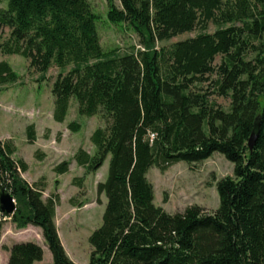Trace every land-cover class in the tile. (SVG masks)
<instances>
[{
  "label": "trees",
  "instance_id": "16d2710c",
  "mask_svg": "<svg viewBox=\"0 0 264 264\" xmlns=\"http://www.w3.org/2000/svg\"><path fill=\"white\" fill-rule=\"evenodd\" d=\"M106 1L107 20L130 28L143 49L104 50L88 0H8L6 9L0 7V29L8 30L7 37L0 35V52L25 57L39 80L52 65L59 69L51 86L53 120L64 121L72 97L80 115L103 113L111 120L92 132L93 153L78 147L72 157L86 175L109 155L107 177L96 186L106 203L101 225L88 237V264H264V0H119L120 7ZM209 22L212 33L156 49L157 42ZM210 75L211 93L191 90ZM17 78L0 61V86ZM210 94L229 99L228 109ZM67 127L77 131L80 125ZM26 138L36 140L33 124L26 126ZM14 152L0 139V192L15 200L13 213L0 211V235L4 218L18 229L36 226L52 255L46 264H76L54 222L58 196L43 199V186L21 176L27 165ZM213 152L233 164L232 175L216 183L215 211L193 205L170 214L154 204L146 177L151 167L164 171ZM69 164L63 160L53 170L64 174ZM7 251L6 264L43 257L41 246L30 241Z\"/></svg>",
  "mask_w": 264,
  "mask_h": 264
},
{
  "label": "rangeland",
  "instance_id": "374dc122",
  "mask_svg": "<svg viewBox=\"0 0 264 264\" xmlns=\"http://www.w3.org/2000/svg\"><path fill=\"white\" fill-rule=\"evenodd\" d=\"M7 1L0 0V7L6 9ZM88 2L93 12L98 15L96 28L104 50L117 49L119 54H123L131 52L133 48L141 44L139 36L125 24H112L107 20L106 0H88ZM114 2L120 7L119 0H114ZM214 30L215 25L210 22L204 28L197 25L192 31L157 42L156 49L168 48L177 41L194 37L200 32L212 33ZM0 35L2 38L7 37V28H1ZM0 61L7 62L18 75L15 82L0 86V139L13 145L15 152L12 157L15 160L23 157L29 163L33 176L35 171L43 169L48 187L43 189L42 196L44 195L45 198L51 195L58 196L55 203L54 222L62 245L67 255L76 260L78 264H88L91 250L88 237L94 229L101 225L106 203L105 195L97 194L96 186L99 180L103 182L107 177L109 155L97 173L92 172L85 175V168L81 170L73 159L70 169L68 168L69 171L63 175L56 173L54 175L51 169L53 165L70 156L72 150L78 147H83L86 151L91 150L92 132L97 127L107 128L111 120L105 118L103 113L94 116L80 115L77 111V102L72 97L63 122L65 124L55 128L56 134L49 141L46 147L47 152L37 150L38 146L27 142L26 126L38 119L43 122L51 121L54 106L51 86L59 69L52 65L44 79L39 80L40 74L29 67L28 60L21 55L0 52ZM219 62L220 56H216L213 64L216 65ZM69 68L70 66H67L64 72ZM203 79L193 82L190 85L191 90L211 93L213 89L211 81L215 79V76L210 75L207 80ZM209 99L225 110L229 107L227 98L210 94ZM71 121H76L80 125L77 131L67 129ZM43 134L41 131L40 135ZM61 135L71 137L72 141L68 140L70 144L55 145L57 136ZM52 152L55 153L51 154ZM42 155L45 156L43 160H38ZM232 172L233 164L221 153L213 152L210 157L201 162L178 161L164 171L153 166L148 170L146 177L153 186L154 204L167 213L182 212L186 207L197 205L203 209V213L209 214L215 211L219 204L217 181L225 176H231ZM82 176L84 177L81 182L74 179ZM42 180L44 181V178ZM57 188L61 189L60 193L57 192ZM59 196L62 198L61 202H59ZM27 241L38 244L43 250L42 260L37 261L36 264H46L52 261V255L44 243L41 231L30 225L24 229H18L9 218H4L0 235V264L7 263V248L14 243Z\"/></svg>",
  "mask_w": 264,
  "mask_h": 264
},
{
  "label": "crops",
  "instance_id": "0c3cea01",
  "mask_svg": "<svg viewBox=\"0 0 264 264\" xmlns=\"http://www.w3.org/2000/svg\"><path fill=\"white\" fill-rule=\"evenodd\" d=\"M64 122V121H63ZM63 122H56V121H54L53 120V118L51 119V121L49 122L48 120H46V122H43L42 120H40V119H38V120H35V121H32L31 123H33V125H34V131H35V135H36V140L34 141V143L32 144V145H36V146H38L39 148L37 149V150H40L41 152H44V153H46L47 151H46V147L48 146V144H49V141H51L52 139H53V136L56 134L55 133V128L57 127V126H59V125H63V124H65V123H63ZM68 129V128H67ZM43 132L44 134L43 135H40V132ZM41 137V138H40ZM58 138H57V140H56V142H55V145H58V146H63V144H65V143H69L70 144V141H72L70 138L71 137H64L63 135H61V136H57ZM66 138V139H65ZM68 138V139H67ZM40 139L42 140V141H40ZM70 139V141H68ZM39 141H40V143H39ZM83 148V147H82ZM91 150H87V152H89V153H93V149H94V147H93V145L91 144ZM85 149V148H84ZM77 150V149H76ZM76 150H72V152L70 153V156H68L67 158H65V160H69V159H71V160H69V169H70V166H71V164H72V157H73V154H74V152L76 151ZM55 152H52L51 154H54ZM58 154V153H57ZM45 156L44 155H42L41 157H40V159H38V160H40V161H42L43 160V158H44ZM48 158H49V156H48ZM22 159H23V161L26 163V165H27V169H26V171L25 172H23L22 173V177L27 181V182H29V183H35V182H38V183H40L42 186H43V189H46L47 187H48V184H47V181L45 180V174H44V171H43V169L42 170H37V171H35L34 172V176H33V174H32V172H31V168H30V165H29V163L28 162H26V160L22 157ZM40 161H38V162H40ZM103 165V164H102ZM54 166L55 165H53V167H52V173L55 175V172H54V170H53V168H54ZM81 170H84V168L83 167H81V166H78ZM101 167L102 166H100V168H98L94 173H97V172H99V170L101 169ZM69 169H68V171H69ZM65 174V173H64ZM60 175H63V174H60ZM44 178V181L42 180ZM100 181V180H99ZM98 181V182H99ZM97 182V183H98ZM46 187V188H45ZM75 188H76V186H75ZM57 190V192L58 193H60V188L58 189H56ZM43 192H44V190H43ZM43 198H45V196L43 195L42 196ZM61 196H59V202H61ZM102 203H103V201H102ZM102 203H100V204H102ZM30 226H32V225H30ZM29 227V226H28ZM33 227H35L37 230H39V231H41V229L39 228L38 229V227H36V226H33ZM33 230H35V229H33ZM35 232H36V230H35ZM67 253V252H66ZM69 258L72 260V261H74L76 264H78L77 263V261L76 260H74V259H72L70 256H69ZM33 264H36V262H34Z\"/></svg>",
  "mask_w": 264,
  "mask_h": 264
},
{
  "label": "water",
  "instance_id": "95a60500",
  "mask_svg": "<svg viewBox=\"0 0 264 264\" xmlns=\"http://www.w3.org/2000/svg\"><path fill=\"white\" fill-rule=\"evenodd\" d=\"M258 134V126L252 130L250 137L248 139V146L250 149L253 148L255 140ZM15 210V200L11 194L5 190L0 192V211L5 214H11Z\"/></svg>",
  "mask_w": 264,
  "mask_h": 264
},
{
  "label": "built area",
  "instance_id": "2783aa9c",
  "mask_svg": "<svg viewBox=\"0 0 264 264\" xmlns=\"http://www.w3.org/2000/svg\"><path fill=\"white\" fill-rule=\"evenodd\" d=\"M138 48L143 49V48H141L139 45L137 46V49H138Z\"/></svg>",
  "mask_w": 264,
  "mask_h": 264
}]
</instances>
